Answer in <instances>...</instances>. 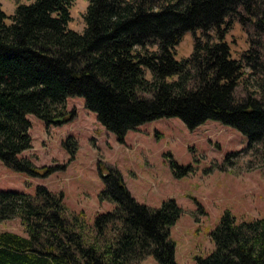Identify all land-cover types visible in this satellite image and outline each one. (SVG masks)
<instances>
[{
    "label": "trees",
    "instance_id": "16d2710c",
    "mask_svg": "<svg viewBox=\"0 0 264 264\" xmlns=\"http://www.w3.org/2000/svg\"><path fill=\"white\" fill-rule=\"evenodd\" d=\"M73 1L17 4L10 16L0 2V161L6 167L38 176L20 157L31 148L27 115L49 125L64 116L67 98L83 97L120 142L164 117L189 129L218 121L246 137L245 152L256 161L250 166L264 172V0H85L82 32L69 28ZM234 22L248 37L239 59L225 40ZM188 32H199L192 52L176 59L175 47ZM64 145L73 159L76 142L68 137ZM102 181L99 199L114 208L97 213L92 226L42 185L33 195L0 191V221L18 218L25 233L0 232V264H138L147 256L177 264L170 238L182 213L176 201L159 208L138 203L114 169ZM210 238L214 249L197 264H264V217L238 222L226 211Z\"/></svg>",
    "mask_w": 264,
    "mask_h": 264
},
{
    "label": "rangeland",
    "instance_id": "374dc122",
    "mask_svg": "<svg viewBox=\"0 0 264 264\" xmlns=\"http://www.w3.org/2000/svg\"><path fill=\"white\" fill-rule=\"evenodd\" d=\"M32 1L0 0L8 16L17 4ZM86 7L85 0L73 1L70 29L83 31ZM195 36L199 32L182 36L175 47L176 59L191 54ZM225 40L235 59L248 49L247 34L236 22ZM146 78H151L148 71ZM58 119L46 125L27 115L31 148L20 157L29 159L39 175L16 172L0 161V191L33 195L42 185L61 194L68 212L81 215L92 226L97 213L114 208L113 202L101 201L99 194L104 187L102 176L117 170L138 203L159 208L163 201L173 199L181 208L179 219L170 228L177 264H197V257L213 251L210 234L224 212L238 222L264 217V172L250 166L256 161L245 152L247 139L237 129L214 120L189 129L177 117H164L128 131L120 142L85 108L83 97L67 98L64 116ZM68 137L77 146L73 159L64 145ZM172 162L188 168L187 174H181ZM47 169L51 172L44 176ZM4 231L25 236L18 218L0 221V232ZM138 264L159 263L147 256Z\"/></svg>",
    "mask_w": 264,
    "mask_h": 264
},
{
    "label": "water",
    "instance_id": "95a60500",
    "mask_svg": "<svg viewBox=\"0 0 264 264\" xmlns=\"http://www.w3.org/2000/svg\"><path fill=\"white\" fill-rule=\"evenodd\" d=\"M58 122H60V120H59V119L55 121V123H58Z\"/></svg>",
    "mask_w": 264,
    "mask_h": 264
}]
</instances>
